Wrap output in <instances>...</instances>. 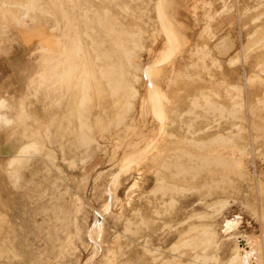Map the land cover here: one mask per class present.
Masks as SVG:
<instances>
[{
    "label": "rangeland",
    "instance_id": "374dc122",
    "mask_svg": "<svg viewBox=\"0 0 264 264\" xmlns=\"http://www.w3.org/2000/svg\"><path fill=\"white\" fill-rule=\"evenodd\" d=\"M0 264H264V0H0Z\"/></svg>",
    "mask_w": 264,
    "mask_h": 264
},
{
    "label": "bare ground",
    "instance_id": "6f19581e",
    "mask_svg": "<svg viewBox=\"0 0 264 264\" xmlns=\"http://www.w3.org/2000/svg\"><path fill=\"white\" fill-rule=\"evenodd\" d=\"M247 243V242H246ZM245 244V243H244ZM247 245V244H246Z\"/></svg>",
    "mask_w": 264,
    "mask_h": 264
}]
</instances>
